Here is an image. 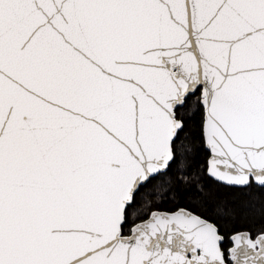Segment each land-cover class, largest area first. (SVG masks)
<instances>
[{
  "label": "snow or ice",
  "instance_id": "snow-or-ice-1",
  "mask_svg": "<svg viewBox=\"0 0 264 264\" xmlns=\"http://www.w3.org/2000/svg\"><path fill=\"white\" fill-rule=\"evenodd\" d=\"M0 264H264V0H0Z\"/></svg>",
  "mask_w": 264,
  "mask_h": 264
}]
</instances>
